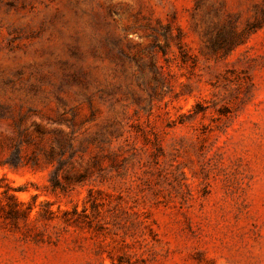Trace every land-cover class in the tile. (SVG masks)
<instances>
[{"label": "rangeland", "instance_id": "1", "mask_svg": "<svg viewBox=\"0 0 264 264\" xmlns=\"http://www.w3.org/2000/svg\"><path fill=\"white\" fill-rule=\"evenodd\" d=\"M4 189L0 264H264V0H0Z\"/></svg>", "mask_w": 264, "mask_h": 264}, {"label": "trees", "instance_id": "2", "mask_svg": "<svg viewBox=\"0 0 264 264\" xmlns=\"http://www.w3.org/2000/svg\"><path fill=\"white\" fill-rule=\"evenodd\" d=\"M11 168H17L19 163H8ZM13 190H22L19 188L13 189ZM3 197L10 200V203H6V207L2 202L0 201V208H2L5 211V216L10 219H18V218H25L29 215L30 211L32 210L33 206L27 205L24 207V203L18 200L17 196L10 192L9 189H4L0 192ZM34 197V196H33ZM45 204H48V202H45ZM39 214L41 212H38ZM43 213H46L47 215H51L53 211L47 209L43 210Z\"/></svg>", "mask_w": 264, "mask_h": 264}]
</instances>
